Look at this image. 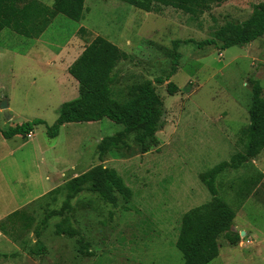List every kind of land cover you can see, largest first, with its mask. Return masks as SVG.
Returning <instances> with one entry per match:
<instances>
[{
	"label": "rangeland",
	"instance_id": "1",
	"mask_svg": "<svg viewBox=\"0 0 264 264\" xmlns=\"http://www.w3.org/2000/svg\"><path fill=\"white\" fill-rule=\"evenodd\" d=\"M262 1L226 0L190 14L160 4L145 12L120 0H86L79 21L56 13L38 38L20 36L9 28L0 32V103L7 102L11 116L7 118L0 108V128L11 129L33 119L44 121L29 139L15 135L4 141L0 133V150L12 149L11 157L0 161V214L37 194L40 187L34 176L44 178L56 165L54 157L69 176L71 161L80 152L81 167L101 164L113 168L131 190L128 199L115 191L114 203L83 190L66 205V191L60 184L25 208H17L16 216L0 219V264H182L174 245L182 215L210 202L204 174L244 150L251 81H259L264 97V35L222 50L219 41L202 48L195 42L214 38L228 21L249 18ZM96 35L118 46L124 55L115 70L111 96L123 103L148 79L162 101V126L156 132L159 143L146 152H141L134 133L118 138L123 125L108 118L66 123L56 137L47 136L46 127L57 119L59 105L78 98V85L72 95L67 87L74 78L67 73L70 82L66 83L46 62L55 59L56 49L75 36L80 40L72 42L67 51L76 57L85 46L82 41L87 42L84 36ZM185 39L194 42H181L177 48L178 65L168 79L178 89L169 95L167 81L158 83L156 78L167 79L173 64L172 43ZM103 137L117 138L118 147L110 148L100 160L98 145ZM33 147L43 149L44 154L37 151L35 156ZM261 170L264 149L255 162L216 177L217 195L236 211L232 229L241 226L254 243L231 254L232 245L220 234L221 256L207 264H264V206L249 199L244 202L251 193L264 199ZM52 211L60 212L43 225L42 220ZM64 217L77 236L56 234L55 225ZM79 237L90 255L79 252ZM39 247L44 251L37 253ZM226 253L228 259H223Z\"/></svg>",
	"mask_w": 264,
	"mask_h": 264
},
{
	"label": "trees",
	"instance_id": "2",
	"mask_svg": "<svg viewBox=\"0 0 264 264\" xmlns=\"http://www.w3.org/2000/svg\"><path fill=\"white\" fill-rule=\"evenodd\" d=\"M135 8L150 12L157 4L180 9L186 13L195 14L219 5L226 0H120ZM85 0H53L47 5L39 0H0V32L9 28L16 34L26 38H38L48 27L56 13L79 21L85 9ZM80 28L79 30H82ZM264 35V0L257 3L249 18L241 22L228 21L216 30L214 38L195 42L198 48L216 45L219 49L247 44ZM181 42H194L191 39L174 40L172 67L167 79L156 78L158 83L167 81L166 91L172 95L177 91V85L168 78L172 76L180 57L177 48ZM122 51L112 42L102 36H95L83 49L80 55L68 66L69 74L78 82V98L60 107L55 122L46 127L47 136L58 135L60 127L66 123L96 122L102 118L119 122L123 125L119 137L134 133L135 141L140 145L141 152L148 151L159 143L157 130L162 126L161 116L163 105L156 93L153 82L144 80L131 93V98L123 103L111 96V86L115 82V70L123 58ZM42 119H33L16 125L11 129L2 130L3 137L14 135L26 137L35 126L43 124ZM118 147L117 138L103 137L98 145V158L102 160L110 148ZM264 148V97L262 86L258 80L251 81V102L249 107V124L246 130V143L242 152L236 153L229 160L221 161L203 176V183L211 195L208 203L196 206L186 211L181 218L175 247L182 255V264H207L218 255V237L224 234L227 241L235 245L240 239L239 232L232 229L236 211L224 202L218 195L215 186L216 177L225 170H236L245 162L251 160ZM66 191L65 204L69 199L83 190L98 194L104 201L114 203V192H119L125 199L131 196L130 188L123 178L113 168L101 164L91 168L63 183ZM19 210H14L7 216L14 217ZM60 211L48 213L42 220H47ZM6 216V217H7ZM3 231V228L0 227ZM39 237L38 229L34 231ZM56 234L68 237L77 236L76 230L68 224L64 217L55 225ZM80 253L90 255L83 237L78 238ZM44 251L43 247L36 249L37 253Z\"/></svg>",
	"mask_w": 264,
	"mask_h": 264
},
{
	"label": "crops",
	"instance_id": "3",
	"mask_svg": "<svg viewBox=\"0 0 264 264\" xmlns=\"http://www.w3.org/2000/svg\"><path fill=\"white\" fill-rule=\"evenodd\" d=\"M86 1V0H85ZM84 6H85V3H84ZM83 28V27H81ZM97 36V35H96ZM86 36H84V39L83 40H87V42H84L82 41L83 44L88 45V43L94 38H85ZM77 40H80L79 38H77L76 36L73 37L72 39H69L67 40L63 46L61 47H58L56 50H57V55L55 57V59H50L46 62L47 66L48 67H52V68H55L56 71H58L60 73V76H62L61 78H65L66 79V83L67 82H70V79H69V76L67 75V73L69 74L68 72V66L72 64V62L80 55V53L83 51L84 47L81 49V51L76 55V57H70L69 54H68V51L67 49L71 47V43H75V41ZM118 47V46H117ZM119 48V47H118ZM28 54H31V53H28ZM70 75V74H69ZM71 76V75H70ZM60 78V77H59ZM75 80V79H74ZM73 83L71 84V86L67 87L70 91V88L72 90V95H76L75 92H76V87L78 85V82L75 80V81H72ZM70 85V84H69ZM79 96V95H78ZM77 99L76 97L75 98H72L71 100H68V101H72V100H75ZM68 101H64L62 102L60 105H59V108H58V113H59V110H60V107L63 103H66ZM7 103V102H6ZM7 114H8V105H7ZM11 118V116H9V119ZM65 124H63L61 127H63ZM36 127V126H35ZM34 127V128H35ZM34 129L32 130V135L30 138H32L34 136ZM59 134V133H58ZM2 136V135H1ZM15 136V135H14ZM12 136V137H14ZM3 137V136H2ZM56 137V136H55ZM4 141L10 139L11 137H8V138H5L3 137ZM24 138V137H23ZM27 138V137H26ZM29 139V138H28ZM5 146V145H4ZM6 147V146H5ZM52 148V147H51ZM245 148V147H244ZM264 149V148H263ZM262 149V150H263ZM261 150V151H262ZM37 151L40 155H43L44 154V150L39 148V150H35V147H33V150L32 152L35 154V156H37ZM261 151L259 152V154L261 153ZM259 154L256 155L254 158H252L251 160L249 161H254L256 160V157L258 156L259 157ZM12 155V149L9 148L8 150H6V148H4L3 150L1 149L0 150V161H5L7 160L9 157H11ZM43 158V157H42ZM41 158V159H42ZM82 154L81 152L77 155L74 156L73 160L71 161V164H70V167L69 169L67 170L68 173L70 174L68 176V174L64 171V169H59L58 167V158H55L52 160V162H54V164L56 163L55 166H52L51 169L52 170H49L46 172L44 178H42L41 176H34V183L36 186H39L40 187V190L37 192V194H33L31 196H28L26 197L25 199V202H23L22 204L16 206L13 210H8L7 212H5L4 214H0V219H2L4 216L6 217L9 213H11L12 211L14 210H17V208H25L27 205L39 200L41 197H43L47 192L51 191L52 189H54L55 187L59 186L60 184H63L64 182H66L67 180L71 179L72 177H75L85 171H87L91 165L89 164V166H87V168H83L81 167L80 165L83 164L82 162ZM248 162V161H247ZM245 162V163H247ZM52 165V163H51ZM260 176H262V174H264V170H261L260 171ZM45 181V182H43ZM250 194V193H249ZM251 200V201H255V202H260L263 206H264V199L261 198V197H255L252 193L250 194V196L248 197L245 196L244 197V202L246 200ZM11 211V212H9ZM236 228H240V229H236ZM233 230H237V232L240 233V231H243L244 232V237H243V240L241 241L242 244L244 245H239L240 241L237 242V244L235 245H232L230 246L228 251L231 253V254H235V253H240V252H243L244 248L252 245L254 242L253 240L248 237L247 235V231L243 228H241V226H237V225H233ZM246 239V240H245ZM245 241V242H244ZM237 248H242L243 250L242 251H235L234 249H237ZM256 248H258V255L260 254V249H259V244L257 245L256 244ZM219 249H220V246H219ZM220 251H218V255L217 257H220ZM215 257V258H217ZM214 258V259H215ZM213 259V260H214ZM223 259H228V255L227 253L223 256ZM211 262V261H210Z\"/></svg>",
	"mask_w": 264,
	"mask_h": 264
},
{
	"label": "water",
	"instance_id": "4",
	"mask_svg": "<svg viewBox=\"0 0 264 264\" xmlns=\"http://www.w3.org/2000/svg\"><path fill=\"white\" fill-rule=\"evenodd\" d=\"M0 108L3 109L4 113L7 114V103L5 100H3L1 103H0ZM7 118H9V115L7 114ZM240 237L244 235V232L243 231H240L239 233Z\"/></svg>",
	"mask_w": 264,
	"mask_h": 264
},
{
	"label": "built area",
	"instance_id": "5",
	"mask_svg": "<svg viewBox=\"0 0 264 264\" xmlns=\"http://www.w3.org/2000/svg\"><path fill=\"white\" fill-rule=\"evenodd\" d=\"M31 135H32V131H29V132L26 134V137H27V138H30Z\"/></svg>",
	"mask_w": 264,
	"mask_h": 264
}]
</instances>
